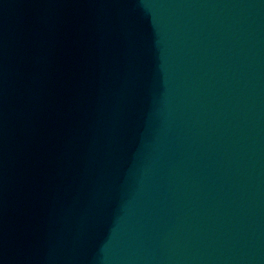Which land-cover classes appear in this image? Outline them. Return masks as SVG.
<instances>
[{"label":"water","instance_id":"1","mask_svg":"<svg viewBox=\"0 0 264 264\" xmlns=\"http://www.w3.org/2000/svg\"><path fill=\"white\" fill-rule=\"evenodd\" d=\"M0 264H264V0H0Z\"/></svg>","mask_w":264,"mask_h":264}]
</instances>
